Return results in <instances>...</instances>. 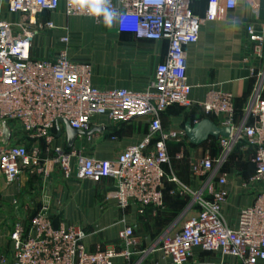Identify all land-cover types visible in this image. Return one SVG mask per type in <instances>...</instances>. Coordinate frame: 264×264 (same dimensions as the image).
Returning a JSON list of instances; mask_svg holds the SVG:
<instances>
[{
	"label": "built area",
	"instance_id": "obj_1",
	"mask_svg": "<svg viewBox=\"0 0 264 264\" xmlns=\"http://www.w3.org/2000/svg\"><path fill=\"white\" fill-rule=\"evenodd\" d=\"M61 1L68 15L101 21L110 13L119 31L131 32L139 39L168 42L166 59L158 65L145 90L94 87L90 64L69 58L68 35L60 37L64 47L54 59L32 57L31 47L38 32L55 27L52 21L44 22L38 15L57 10ZM191 3L192 0H71V3L70 0H10V11L21 13L23 18L18 22L0 18V139L1 123L6 121L11 132L20 126L32 144L28 147L25 139L0 147V170L6 183H15L27 169L45 176L60 170L65 178L93 182L111 178L114 184L108 197L115 199L119 208L139 205L162 209L168 179L176 185L173 193L189 198L183 217L194 213L165 229L148 249L139 251L135 225L124 223L118 233L122 248L92 251L84 243L83 228L54 226L51 204L46 197L32 217L28 231L16 224L11 234L13 255L0 256V264H114L117 257H124L127 264H141L148 253L156 251L169 257L171 264H191L196 248L218 252L222 257H235L243 264L264 260L262 82L246 100L239 122L234 96L229 92L211 90L207 100L198 104L206 114L223 118L220 127H231L228 137L218 138L221 152L217 158L207 154L193 163V175L201 179L199 188L184 184L174 172L168 176L165 170L172 160L169 145L180 142L186 132L183 128L164 129L162 114L174 105L193 106L186 75L187 47L198 41L201 26L210 18L209 12L204 16L194 13ZM224 5L234 10L238 0H224ZM247 31L255 43V53L262 56L264 32L252 24ZM260 78L264 79V68ZM98 116H106L114 124L147 116L150 130L140 142L126 147L113 159H98L80 150L67 149L59 142L65 135L55 131L58 119L86 132L93 129ZM199 121L194 119L193 124ZM242 139L252 149L251 162L255 167L254 173L243 182V188L253 187L255 199L251 205L240 208L237 225L233 226L223 216L229 194L223 188L228 173L222 170ZM182 156V152L175 154L176 159ZM137 253L141 257L132 262Z\"/></svg>",
	"mask_w": 264,
	"mask_h": 264
},
{
	"label": "crops",
	"instance_id": "obj_2",
	"mask_svg": "<svg viewBox=\"0 0 264 264\" xmlns=\"http://www.w3.org/2000/svg\"><path fill=\"white\" fill-rule=\"evenodd\" d=\"M194 13L210 18L201 26L198 41L187 47L188 83L191 85L190 99L193 106L184 108L174 105L162 114L164 129H185L194 119H210L218 126L223 118L206 114L198 104L207 100L211 90L229 92L234 96V106L239 122L246 100L255 87L264 79L260 72L264 68L263 55L255 53V43L249 38L247 27L254 25L264 32V0H238L234 10H228L224 0H192ZM0 18L18 22L21 13L10 11V0H0ZM38 18L44 22L52 21L54 28L39 31L31 47L35 59H54L64 47L60 37L69 36L68 55L72 61L86 62L91 66V84L99 89L126 88L135 91L145 90L153 80L156 69L167 56L169 44L166 40L153 41L139 39L131 32H122L117 23H105V19L68 15L64 1L55 11H43ZM53 48V49H52ZM220 127V126H219ZM10 128V127H9ZM92 134L77 136L72 147L68 146L65 124H56L55 131L65 138L59 142L67 149L83 151L98 159H113L126 147L140 142L150 130L149 117H141L130 123H111L106 116H98ZM158 137V135H157ZM26 139L28 147L31 140L20 126L12 130L8 144ZM2 145L0 139V147ZM242 142L229 157L222 172L228 173L223 188L228 191V201L223 207V216L233 226L237 225L241 207L254 202L253 187L243 188V182L254 173L251 162L252 149ZM182 152L181 159L175 154ZM218 139L210 137L201 144H193L187 135L180 142L169 145L171 163L165 165L167 175L175 173L184 184L197 189L201 179L192 171L193 163L209 154L213 158L220 155ZM249 156L251 169L237 168V162ZM221 172V173H222ZM111 178L100 182L81 180L76 177L65 178L62 171L56 170L48 176L32 169L25 170L13 184H7L0 170V256L12 257L14 243L11 234L16 224L29 230L32 217L47 197L51 204V214L55 227L75 225L85 230V245L92 251L108 248H122L118 237L124 223L135 225V236L139 240V251L148 249L164 231L182 218L188 204L173 193L176 185L165 180L162 209L149 206L130 205L127 209L118 207L117 201L108 197L113 187ZM191 214V213H190ZM191 264L212 261L217 264H243L232 256L222 257L218 252L195 249ZM141 255H133L136 262ZM114 264H127L124 257L114 259ZM141 264H171L169 257L160 251L148 253ZM257 264H264V260Z\"/></svg>",
	"mask_w": 264,
	"mask_h": 264
},
{
	"label": "water",
	"instance_id": "obj_3",
	"mask_svg": "<svg viewBox=\"0 0 264 264\" xmlns=\"http://www.w3.org/2000/svg\"><path fill=\"white\" fill-rule=\"evenodd\" d=\"M60 123H64L66 127V134L68 139V146L72 147L77 136L80 134L89 135L92 134L95 129H91L90 131L82 132L77 129L72 128L68 122L64 119H58L56 124L59 127ZM185 132L189 140L193 144H201L208 140L210 137L220 138L228 137L231 133V127H219L215 122L210 119H202L195 125H187L185 127ZM60 131L58 135H60ZM1 147H4L8 144L11 138V129L7 125L6 121L1 123Z\"/></svg>",
	"mask_w": 264,
	"mask_h": 264
},
{
	"label": "rangeland",
	"instance_id": "obj_4",
	"mask_svg": "<svg viewBox=\"0 0 264 264\" xmlns=\"http://www.w3.org/2000/svg\"><path fill=\"white\" fill-rule=\"evenodd\" d=\"M52 49H53V48H52ZM59 49H60V46H59ZM59 49H58V50H59ZM26 138H27V137H26ZM245 143L247 144L246 140H245V139H242V144H245ZM249 149H250V148H249ZM234 151H235V150H234ZM234 151L231 153L230 157L234 154ZM244 159H245V160H244V161H241L240 163L237 162V164H236L237 168H238V166H239V168L242 167V169H251L252 167H251V162L249 161V156H246V158H244ZM239 168H238V169H239ZM175 197H176L177 199H178V198L181 199L183 206L189 203V198H188V196H186V195H184V194H180V193H178V195H176ZM192 213H194V212H191V214H192ZM191 214L189 213V215H191ZM189 215H187V217H188ZM187 217H186V216L183 217V220L186 219ZM177 220H178V219H177ZM171 225H172V224H171ZM171 225H168V226L164 227V230L167 229V228H169ZM162 232H163V231H162Z\"/></svg>",
	"mask_w": 264,
	"mask_h": 264
},
{
	"label": "clouds",
	"instance_id": "obj_5",
	"mask_svg": "<svg viewBox=\"0 0 264 264\" xmlns=\"http://www.w3.org/2000/svg\"><path fill=\"white\" fill-rule=\"evenodd\" d=\"M70 3H71V0H70ZM94 11L99 12L100 9L94 8ZM105 11H107V10L105 9ZM111 19H112V17H111V14L109 13L108 15L105 16V23L111 24Z\"/></svg>",
	"mask_w": 264,
	"mask_h": 264
}]
</instances>
